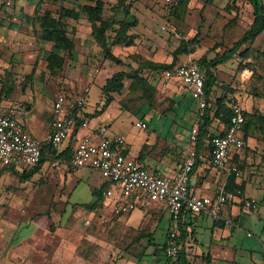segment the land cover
Segmentation results:
<instances>
[{
  "label": "rangeland",
  "instance_id": "1",
  "mask_svg": "<svg viewBox=\"0 0 264 264\" xmlns=\"http://www.w3.org/2000/svg\"><path fill=\"white\" fill-rule=\"evenodd\" d=\"M100 1L102 20L111 24L104 45L95 38L83 10L84 5L94 2L0 0V100L15 104L22 99L32 101L46 90L47 82L55 88V98L62 91H72L66 87L68 83L78 87L90 81L88 128L81 125L85 131L102 122L111 132L123 126L132 128L141 117L160 116L163 111L173 117L171 98L168 89L161 86V78L157 91L151 93L130 89L132 78L125 77L123 89L111 93L113 101L106 112L101 109L107 95L97 85L103 86L116 72L145 77L148 61L184 64L196 63L202 57L213 60L243 35L252 19L247 0H212L206 4L205 0H184L173 13L164 0ZM64 9L72 13L64 14ZM47 12L60 18L61 29L73 43L70 53L41 38L37 17ZM193 38L196 42L188 45L189 53L174 55L182 40ZM50 53L60 56L61 62L49 63ZM216 75L213 88L220 95L217 101H241L244 96L257 100L248 113L245 130L264 139V35L254 47L246 43L229 62L218 65ZM188 129L187 120L183 127L186 134ZM142 136L141 131L138 137ZM81 180L66 197L61 180H51L42 171L0 173V264H164L162 245L169 214L162 203L152 200L146 208L140 207L141 221L130 226L125 222L127 214L113 213L107 201L83 206L72 203L88 202L84 190L87 183H99L102 177L93 172ZM253 235L248 239L256 241L258 235ZM254 255L260 257L259 253Z\"/></svg>",
  "mask_w": 264,
  "mask_h": 264
},
{
  "label": "crops",
  "instance_id": "2",
  "mask_svg": "<svg viewBox=\"0 0 264 264\" xmlns=\"http://www.w3.org/2000/svg\"><path fill=\"white\" fill-rule=\"evenodd\" d=\"M247 6L251 8L250 12L252 15V6L250 4ZM251 21L252 19H250L248 27ZM239 30L242 29L239 28ZM262 35H264V31L249 44H252L254 47L259 38H262ZM245 48L243 50H246ZM216 83L217 77L215 84ZM86 84L73 87V83L72 86L68 83L66 87L72 89V91L67 90L65 92L74 95ZM97 86L101 89L102 84ZM213 87H215V85ZM43 89L46 90L43 91L41 96L32 101L28 99H26L27 101H23L22 99L18 101V103L16 101L15 104L10 100H0V112L11 110L17 121L20 122L34 138L40 141L42 146H45L48 145L47 135L50 129L52 104L54 101L52 89L55 88H52L50 83L47 82L44 84ZM74 89L77 90L75 91ZM164 89H168L166 93L175 104L173 108V117L163 115L156 116L155 113L150 117H141V119L138 120L145 122V130L135 127L136 121H134V127L132 126V128H130L123 126L122 129L116 132H111L107 123L102 122V124L108 126L109 132L124 137L126 142V153L135 161L143 164L156 175L172 177L177 173L194 146L189 142V133L190 128L195 124L198 116L197 103L190 98L188 92H186L184 87L180 84L170 83ZM215 91L216 89L213 88L209 98L210 122L208 125V137L204 142L203 149L200 150L197 159H195V166L189 183L192 192L200 196L209 197L214 196L216 190L221 186L224 180L223 174L212 165L209 157L210 138L215 135L224 134L227 127L214 115L217 108V103L215 102H217V99L220 97ZM227 100L226 98L223 104L229 108ZM24 102H29V105ZM241 104L243 112L249 113L253 110L255 104H257V100L244 96V98H241ZM86 105L85 114L88 120L89 112ZM106 110L104 111L106 112ZM181 111L182 114L180 115ZM187 120L189 129L186 134L183 127ZM165 127L168 128L165 136H163ZM90 128L93 129L94 126H90ZM88 131H90V129H88ZM88 131L78 126L76 133L66 141L65 147H67V149L70 148L71 151L76 145L77 140ZM141 131L143 132V136L138 137ZM249 132H251L249 129L245 130L243 127L242 135L244 146L240 150H233L231 161L240 170V177L235 179L234 184L241 188L245 197L256 198L258 201V208L254 211L245 212L240 204L234 203L222 209L221 219L216 222H214L207 213L183 215L180 220V225H182L186 237L181 244L182 249L188 254V260L191 264H264V195L262 194V188H264V139L260 135L253 136ZM35 167L23 170H17L12 167L0 168V173L5 172V170H12L14 172L28 174ZM82 170L84 173L79 172ZM41 171L51 180H61V183L66 187V197H70V193L76 188L79 181H82L81 179L83 176L89 177L93 172L100 175L97 171L85 168L61 169L56 171L52 169L46 161H44L40 168L33 173ZM87 172H89L90 175L86 174ZM105 183L109 184L103 177L102 181L99 183H87L84 190L88 193V202L72 203H78L82 206L85 204H95L98 200L94 195V191ZM105 198L106 197L103 198L102 202L105 203L107 201L111 206L110 201ZM140 207L146 208V205L139 206L136 210L127 214L128 218L125 220L126 224L134 226L141 221L142 215ZM162 207L168 212L163 204ZM137 211L140 213L136 214ZM161 221H159V224ZM174 226L178 232V236H180L179 223L174 225L171 222L169 214L165 232L166 237L162 245V250L168 237L167 233L171 227ZM253 231L258 235L256 241L248 239L254 236ZM257 253L260 254V257L254 255Z\"/></svg>",
  "mask_w": 264,
  "mask_h": 264
},
{
  "label": "built area",
  "instance_id": "3",
  "mask_svg": "<svg viewBox=\"0 0 264 264\" xmlns=\"http://www.w3.org/2000/svg\"><path fill=\"white\" fill-rule=\"evenodd\" d=\"M178 1L164 0L169 5H177ZM160 78L164 88L170 83L182 85L197 103V120L205 116L208 106L205 101V75L194 63L176 64L164 71ZM90 88L89 82L74 95L65 91L56 95L47 135L49 148L45 151L41 142L17 121L11 110L0 112V168L23 170L46 161L56 171L77 168L94 170L109 182L110 186L102 194L110 201L113 213L128 214L154 200L164 205L174 225L183 215L201 213H207L214 222L219 221L222 209L234 203L240 204L245 212L258 208L256 198L245 197L240 188L232 191L226 188L231 177H240V170L231 161V156L233 150H240L244 146L242 133L245 118L241 101L229 100L231 114L224 134L210 138V161L223 174L224 180L214 196L209 197L197 195L190 189L195 166L193 151H190L174 176H159L129 156L124 137L109 132L106 125H100L81 136L71 149V155L64 157L66 141L76 133L78 126H87L85 105ZM135 127L143 129L146 124L138 121ZM198 128V122H195L190 130L189 142L192 145L196 142ZM167 236L163 253L167 259H171L182 249V244L177 241L175 226L171 227Z\"/></svg>",
  "mask_w": 264,
  "mask_h": 264
},
{
  "label": "trees",
  "instance_id": "4",
  "mask_svg": "<svg viewBox=\"0 0 264 264\" xmlns=\"http://www.w3.org/2000/svg\"><path fill=\"white\" fill-rule=\"evenodd\" d=\"M94 2L92 5H84L83 10L87 13L90 22L92 23L93 34L96 36L95 38L102 44H105V32L111 26V24L107 21L102 20V11H103V4L100 0H87ZM184 0H179L177 5L170 4L171 12H175L180 5L183 3ZM212 0H205L204 4L211 2ZM247 2L252 6V21L248 28L243 31V35L236 40L230 48H226L222 53L218 54L213 60H207L205 57H202L198 62L194 63L205 75V101L207 102V108L205 110V116L201 119L197 120L199 128L196 142L192 147V151L195 154V159H197L198 154L201 149L204 147V142L208 137V125L210 122V95L213 90V86L216 81V74L215 70L218 65L224 64L227 61L229 62L235 55H237L238 51L240 50L241 46L246 43H252L261 33L264 31V3L262 0H247ZM169 5V4H168ZM71 14L70 10L64 9V14ZM60 16V15H59ZM39 22V26L41 28V38L53 42V45L57 49H63L70 53L73 48V43L66 37L64 30L61 29L62 22L60 18L55 19L52 17L50 13H44L40 17H37ZM196 42V38H193L189 41L182 40L178 48L175 50L174 55L179 53H189L188 45L191 43ZM108 57L114 60L117 63H120V60L117 59L112 54L108 53ZM49 63L53 60L57 63V61L61 62V57L50 53L47 57ZM60 64H58L59 66ZM147 73L144 76L139 75L138 73H133L132 75H128L125 72H116L111 77L106 79L105 84L102 86V91L105 95H107V99L105 104L102 106L101 110H105L107 106L113 101L111 96L112 92H119L123 89V79L125 77L132 78V83L130 85V89H147L148 92L154 93L157 91V84L158 79L162 75L164 71L167 69L175 66V63L165 64V63H153V62H146ZM49 69L52 70V67L49 66ZM222 99L217 101V108L215 110V117L220 119L226 126L229 123L230 117V108L223 104ZM174 101L171 100V110L174 108ZM245 123L244 128H246V124L248 121V113L243 112ZM163 116H168L166 111H163ZM191 130V128H190ZM49 147L48 145L43 146V151L47 150ZM71 155L70 148H68L64 153V157H68ZM43 162L38 164L32 171L29 173H33L34 171L38 170ZM28 173V174H29ZM235 178L231 177L228 180L227 189L229 191L234 190L235 188H239L235 184ZM109 186L108 183L103 184L100 188L94 191V195L97 197L98 201L103 200V191ZM241 189V188H240ZM179 232L180 236L177 237L178 242H183L185 240L186 234L182 229V225H180L179 221ZM165 246V245H164ZM164 249V247H163ZM78 251V249H76ZM80 256L86 259V255L80 253ZM174 259V260H173ZM191 264L188 260V254L181 249L178 254L171 259L165 258V264Z\"/></svg>",
  "mask_w": 264,
  "mask_h": 264
}]
</instances>
